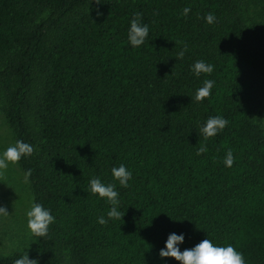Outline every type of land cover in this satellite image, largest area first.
Masks as SVG:
<instances>
[{
    "label": "trees",
    "instance_id": "1",
    "mask_svg": "<svg viewBox=\"0 0 264 264\" xmlns=\"http://www.w3.org/2000/svg\"><path fill=\"white\" fill-rule=\"evenodd\" d=\"M136 13L149 28L139 47ZM198 60L213 72L197 77ZM205 79L212 94L195 102ZM0 99L14 144L34 148L17 163L32 203L55 217L0 264L26 252L39 264H180L159 255L172 233L182 252L210 239L264 264V0H0ZM213 116L228 124L205 140ZM121 164L127 188L112 175ZM92 178L115 185L120 219Z\"/></svg>",
    "mask_w": 264,
    "mask_h": 264
},
{
    "label": "clouds",
    "instance_id": "2",
    "mask_svg": "<svg viewBox=\"0 0 264 264\" xmlns=\"http://www.w3.org/2000/svg\"><path fill=\"white\" fill-rule=\"evenodd\" d=\"M95 2L100 4L102 0H95ZM190 11V8L185 7L182 14L187 16ZM141 17L142 13H136L135 18L131 20L128 31V41L133 47L141 46L149 35V28L147 24L141 23ZM204 19L207 23L211 24L215 22L216 17L212 13H208ZM186 51L187 46H185L184 50L177 53L176 58L183 59ZM213 70V65L207 64L203 60H198L192 65V71L197 77L202 73L211 74ZM214 84V80L205 79L203 81V86L197 89L192 100L195 102H202L205 98L210 97ZM227 124L228 121L223 117H209L205 124L199 128V134H202L205 140H207L225 129ZM33 152L34 148L30 144L21 140L16 141L14 145L9 146L0 154V175H3V172L7 170L10 163L17 164L22 157L31 156ZM205 152H207V147L201 145L198 147L196 154L201 155ZM233 163V152L228 150L224 159V164L227 167H231ZM30 175L31 170L29 169L26 176ZM112 175L114 179L125 188L128 187V182L132 178V173L129 172L123 164L119 167H114L112 169ZM89 186L91 194H98L100 198H106L112 205L111 210L107 213L109 220L120 219L122 214L117 210L119 193L115 190V185H105L99 178H92L89 181ZM0 215L8 216L9 212L5 207H0ZM26 217L27 227L33 235L38 237H46L48 235L49 226L55 222V217L51 214L50 210L45 209L42 204L35 202L32 203L30 209L26 212ZM98 223L104 225L108 223V220L104 219V217H99ZM184 240L185 237L183 234H170L166 241V247L159 252L160 257L174 258L176 261H179L180 264H246L244 255L237 251L231 244L227 246H216L210 239H204L195 247L186 249L182 252L178 245L182 244ZM14 264H39V262L36 259H30L28 252H26L21 258L16 259Z\"/></svg>",
    "mask_w": 264,
    "mask_h": 264
},
{
    "label": "rangeland",
    "instance_id": "3",
    "mask_svg": "<svg viewBox=\"0 0 264 264\" xmlns=\"http://www.w3.org/2000/svg\"><path fill=\"white\" fill-rule=\"evenodd\" d=\"M0 99V154L14 145L11 131L1 112ZM264 124V112L259 115ZM256 121L259 119L257 117ZM32 205V195L25 174L17 164H9L0 175V207H5L8 216L0 215V254L28 250L33 244L32 233L27 227L26 212Z\"/></svg>",
    "mask_w": 264,
    "mask_h": 264
}]
</instances>
